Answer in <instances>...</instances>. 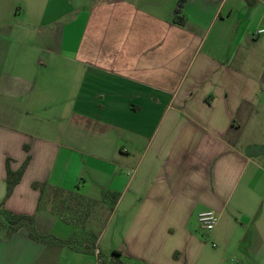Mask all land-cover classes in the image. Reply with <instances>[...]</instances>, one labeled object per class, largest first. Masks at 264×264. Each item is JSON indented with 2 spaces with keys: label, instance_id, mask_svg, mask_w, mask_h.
Segmentation results:
<instances>
[{
  "label": "crops",
  "instance_id": "obj_1",
  "mask_svg": "<svg viewBox=\"0 0 264 264\" xmlns=\"http://www.w3.org/2000/svg\"><path fill=\"white\" fill-rule=\"evenodd\" d=\"M177 2L0 0V204L6 161L29 157L3 207L40 235L76 230L33 183L118 194L104 223L118 264H204L208 242L218 264H264V0H185L183 26ZM59 161L81 168L68 187ZM100 240L74 251L22 228L0 264H100Z\"/></svg>",
  "mask_w": 264,
  "mask_h": 264
},
{
  "label": "trees",
  "instance_id": "obj_2",
  "mask_svg": "<svg viewBox=\"0 0 264 264\" xmlns=\"http://www.w3.org/2000/svg\"><path fill=\"white\" fill-rule=\"evenodd\" d=\"M184 2L185 0H178L177 7L175 9L176 16L173 22L178 26L184 25V18L181 15V9L183 7ZM29 160L30 158L26 157L24 162L21 164L20 168L16 171H12L9 167L8 161H6V165H5L6 193H5L2 203L0 204V238L4 240H9L14 233L24 228L28 231V238L34 242H38L42 244H56L58 246H67L74 251H81V252H91L92 251L93 252L94 244L97 240L99 233L96 236H94L93 243H90V244H88L87 242L79 243V240H77V222H80L82 220L83 218L82 214L84 210L85 211L86 209L90 210L92 207H96L99 203L90 201V200H77L70 193H65L62 190L50 188L46 186L45 184L33 183L31 185L32 189L39 190L40 192V198L38 201V209L43 208L42 202H43L44 193L46 189H52L54 190L57 196L58 195L64 196L66 198V200L62 202V206L65 203L70 204L72 201H76V200L78 201V203L75 204L74 206L75 208L73 209H71V205L65 206V210L61 214L52 210V212L58 217H60V219L63 222L74 226V229L76 231L74 233V236L68 241H60L52 236L40 235L36 230L33 216L13 214L3 207L4 202L10 197L14 188L19 184L22 178V175L29 163ZM103 198L104 199L101 202V204L108 207L107 208V217H108L112 213L118 201L119 195L116 193L107 192L103 194ZM84 206L85 208L83 210ZM84 215H87V214H84ZM79 246H83V247H79Z\"/></svg>",
  "mask_w": 264,
  "mask_h": 264
},
{
  "label": "rangeland",
  "instance_id": "obj_3",
  "mask_svg": "<svg viewBox=\"0 0 264 264\" xmlns=\"http://www.w3.org/2000/svg\"><path fill=\"white\" fill-rule=\"evenodd\" d=\"M83 165V164H82ZM52 167H54V178L56 177L57 183H63V186H70V177L72 176V173L78 172L81 168L80 167H74L72 164H70L69 168L66 169L62 164H60V161L57 164H53ZM62 175H64V180L62 181ZM66 200L64 196H57L54 190L52 189H46L44 193L43 198V207L49 208L51 210H54L55 212L61 214L65 210V206L71 205V209L75 208V204L78 203V201H72L70 204L65 203L62 206V202ZM85 203V202H84ZM85 205V204H84ZM85 206L83 207L84 210ZM107 206L103 204H98L96 207H92L90 210L86 209L84 210L82 214V220L80 222H77V240H79V243L87 242L88 244L93 243L94 236H96L98 233H101V240L99 243V250L101 251L100 255V264H118L114 260L111 261V247L115 245L114 241H111L110 235H107L108 233H105V219L107 217ZM87 214V215H84ZM105 223V224H104ZM103 227V228H102ZM115 227V224H114ZM200 229V228H199ZM200 231L203 234H206L201 229ZM83 247V246H79ZM208 252L204 254L203 263L204 264H218L216 259H209L207 256H210V252H213L217 249H213L211 247V242H208L207 244ZM207 255V256H206ZM227 261L230 264H236V259L232 258L231 256L226 258Z\"/></svg>",
  "mask_w": 264,
  "mask_h": 264
},
{
  "label": "built area",
  "instance_id": "obj_4",
  "mask_svg": "<svg viewBox=\"0 0 264 264\" xmlns=\"http://www.w3.org/2000/svg\"><path fill=\"white\" fill-rule=\"evenodd\" d=\"M258 34L264 33V30H259ZM218 222V216L214 211H207L201 214L199 218V228L205 232L209 233L213 230Z\"/></svg>",
  "mask_w": 264,
  "mask_h": 264
}]
</instances>
